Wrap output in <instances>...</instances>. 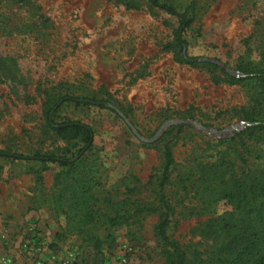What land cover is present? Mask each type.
<instances>
[{"label": "rangeland", "instance_id": "374dc122", "mask_svg": "<svg viewBox=\"0 0 264 264\" xmlns=\"http://www.w3.org/2000/svg\"><path fill=\"white\" fill-rule=\"evenodd\" d=\"M30 1H36L49 19L47 36L0 38V56L17 57L20 65L31 71L26 90L21 85L0 83V150L60 155L69 147L42 127V97L35 91L39 82H71L78 86V95L107 100L144 139H154L169 121L192 119L219 133L239 125H243L241 131L246 128L243 117L245 111L253 109L252 85L227 84L221 69L235 74L243 57L250 56L256 63L262 60L255 41L251 40L252 50L248 51L244 40L263 19L264 0H198L196 21L182 32L186 52L220 68L176 62L164 47L174 42L178 20L152 7L148 0ZM127 1L135 2L138 9L126 8ZM161 1L183 13L191 0ZM25 94L35 96L34 102L25 104ZM54 119L92 127V150L106 172L108 186L122 190L119 186L124 178L129 177L126 181L130 182L136 177L143 193L135 197L153 202L145 184L161 164L164 144L159 140L176 125L154 142L144 143L109 107L66 103ZM185 126L174 148L181 170L189 162L204 159L209 139L225 140L235 135L212 136L192 124ZM38 168V164L0 158V264H166L153 235L157 215L146 217L140 227L112 229L114 242L101 251L86 245L80 236L57 238L65 219L52 209L38 207L34 174ZM55 171L51 166L44 174L47 192ZM179 201L176 199L178 214L170 235L191 251L208 250L212 240H203L196 229L210 216H196ZM213 210L224 215L232 207L222 201Z\"/></svg>", "mask_w": 264, "mask_h": 264}, {"label": "trees", "instance_id": "16d2710c", "mask_svg": "<svg viewBox=\"0 0 264 264\" xmlns=\"http://www.w3.org/2000/svg\"><path fill=\"white\" fill-rule=\"evenodd\" d=\"M148 2L178 20L180 28L174 42L164 47L173 53L176 62L192 67L200 64L221 67L186 52L187 42L182 32L196 21L198 0H191L183 13L175 5L161 0ZM125 6L138 9L133 1L125 2ZM23 13L25 17H21ZM48 22L36 1L0 0V38L33 35L45 39ZM251 40L260 50L262 60L259 63L245 56V60L235 67V74L221 69L227 84L252 85L253 109L245 111L243 117L250 125L231 138L209 139L204 159L189 162L182 166V170L178 169L174 148L187 126L177 124L171 127L159 140L164 144L161 164L145 184L150 188L153 202L135 197L143 193L136 177H132L130 182L126 181L129 177L124 178L119 186L122 190L108 186L106 172H103L102 164L92 150V127L80 121H55L56 113L66 103L93 105L87 100L108 102L78 95V86L71 82H39L35 87L37 95L42 97V127L68 143L69 147L61 150L60 155L0 150V158L39 165L34 171L39 191L36 203L38 207H47L64 217L65 226L62 233L57 234L59 239L80 236L86 245L101 251L114 242L112 229L131 225L140 227L146 217L157 215L153 235L166 264H264V15L261 21H257L253 33L244 40L248 51L252 50L249 46ZM30 72L20 65L19 58L0 56V83L21 85L26 90L31 84ZM101 91L109 95L106 88L101 87ZM34 100L35 96L25 94V104L29 105ZM73 151L75 154L69 156ZM51 166H55L56 171L52 188L47 192L44 174ZM176 199L192 214L210 216L196 229L203 240H212L208 250L191 251L170 235L169 230L178 214ZM222 201H226L232 211L224 215L214 214L213 209Z\"/></svg>", "mask_w": 264, "mask_h": 264}, {"label": "water", "instance_id": "95a60500", "mask_svg": "<svg viewBox=\"0 0 264 264\" xmlns=\"http://www.w3.org/2000/svg\"><path fill=\"white\" fill-rule=\"evenodd\" d=\"M231 73V71H230ZM88 103H91L93 105H98V106H107L109 108H112V109H115L122 117L123 119L128 123L129 127L132 129L133 133L142 141H144V143H151V142H154L156 139H158L165 131L166 129H168L169 127L173 126V125H177V124H185V125H188V124H192L194 125L197 129L201 130V131H204L206 133H209L210 135L212 136H215L217 134L221 135V136H224L226 137V133L227 132H230L231 135L233 136L234 134L240 132L242 129H243V125H239L238 127H235V128H230L228 130H226L225 132H217L215 130H211V129H208L202 125H200L199 123L195 122V121H192L191 120H179V121H169L167 123H165L163 125V127L159 130L158 134L156 135V137L154 139H144V137L142 135L139 134V132L134 128V126L132 125V123L116 108L114 107L113 105L109 104V103H106V102H93V101H89L87 100ZM246 127L249 126L250 124L248 123H245Z\"/></svg>", "mask_w": 264, "mask_h": 264}]
</instances>
